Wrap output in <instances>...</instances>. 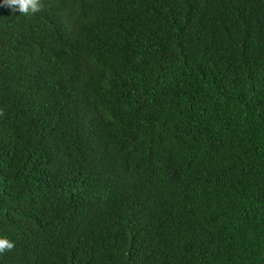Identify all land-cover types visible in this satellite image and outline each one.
<instances>
[{"label":"trees","instance_id":"16d2710c","mask_svg":"<svg viewBox=\"0 0 264 264\" xmlns=\"http://www.w3.org/2000/svg\"><path fill=\"white\" fill-rule=\"evenodd\" d=\"M0 264H264V0L0 5Z\"/></svg>","mask_w":264,"mask_h":264},{"label":"clouds","instance_id":"9594fccd","mask_svg":"<svg viewBox=\"0 0 264 264\" xmlns=\"http://www.w3.org/2000/svg\"><path fill=\"white\" fill-rule=\"evenodd\" d=\"M0 5H5L20 14L33 15L41 10L42 0H0ZM15 241L7 236H0V254L11 251Z\"/></svg>","mask_w":264,"mask_h":264}]
</instances>
